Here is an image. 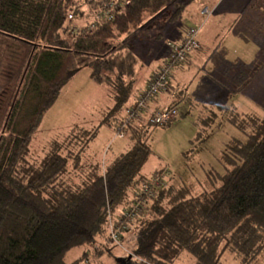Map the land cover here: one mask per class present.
I'll return each instance as SVG.
<instances>
[{"label":"trees","instance_id":"obj_1","mask_svg":"<svg viewBox=\"0 0 264 264\" xmlns=\"http://www.w3.org/2000/svg\"><path fill=\"white\" fill-rule=\"evenodd\" d=\"M83 2L0 0V264H173L183 252L195 264H220L225 250L251 264L264 250V115L230 109L229 122L245 138L225 143L223 172L207 170L197 191L164 181L120 235L130 244L125 256L113 254L108 219L152 177L142 173L151 152L147 118L122 126L130 147L102 165L82 161L58 137L39 160L30 158L44 112L80 68L106 86L110 112L125 106L138 68L131 39L162 15L179 17L184 5L129 0L102 25L68 35L67 14L79 17ZM184 92L175 88L169 104L180 115ZM107 116L102 122L117 131L124 114ZM78 246L81 256L65 261Z\"/></svg>","mask_w":264,"mask_h":264},{"label":"rangeland","instance_id":"obj_2","mask_svg":"<svg viewBox=\"0 0 264 264\" xmlns=\"http://www.w3.org/2000/svg\"><path fill=\"white\" fill-rule=\"evenodd\" d=\"M240 1L224 3L220 9L226 11L228 16L224 13L216 19L215 25L204 29L205 24L199 27V18L193 20L191 17L195 10L201 9L199 3L202 6L205 4L204 0H180L184 5L179 17L167 19V14L162 15L149 24L152 27L147 26L131 39L130 48L139 52L137 57L140 65L132 82V91L139 84L147 85L149 74L168 57L167 41L177 40L187 28H199L198 46L194 51L201 49L203 53L208 52L198 62H193V65L186 63L182 68L171 69L170 80L174 89L185 90L181 102L185 110L166 124L149 127L147 142L151 152L142 167V173L146 176L151 177L154 172H160L167 183L183 182L199 190L207 170L223 172L221 154L225 143L231 137L245 138L229 122L230 109L264 115V28H257L259 31L250 29L248 32L241 18L236 21L234 19L235 25H232L231 19L233 13L242 6L246 13L257 8L264 15V0ZM262 21L261 25L264 19ZM165 22L167 27L174 28L173 33L162 27ZM248 23L252 27L251 22ZM251 35L258 38L257 43H248L244 39L250 36L251 40ZM243 40L248 43V46L247 43L243 45L244 54L241 45ZM231 63L247 65V70L240 72L233 81L228 79L225 70L222 72L225 68L223 66L230 67ZM105 88L104 84L90 76L89 67L80 68L61 87L55 101L44 112L30 143V158L39 160L49 150L52 138L57 137L60 141L68 138L66 146L74 151L79 149L81 160L87 159L92 164L107 163L114 155L129 148L131 140L125 135H118L112 122L105 123L102 119L108 115L109 121H112L113 117L122 116L125 106L133 103V96L125 106L110 112L113 100ZM157 98L164 101L169 99L163 94H158ZM142 117L145 123L147 114ZM114 245L111 248L115 256H125L129 252L130 244L126 241L119 239ZM82 251L81 246L70 249L65 254V261L77 260ZM104 260L107 263L111 261L107 258ZM173 264L195 263L189 254L183 252ZM220 264L240 262L229 250H225ZM251 264H264V250Z\"/></svg>","mask_w":264,"mask_h":264},{"label":"built area","instance_id":"obj_3","mask_svg":"<svg viewBox=\"0 0 264 264\" xmlns=\"http://www.w3.org/2000/svg\"><path fill=\"white\" fill-rule=\"evenodd\" d=\"M82 12L78 17L74 13L67 14V20L70 21L67 34L74 36L79 30L91 31L92 29L102 25L105 19H111L114 13L121 11L129 2V0H83ZM203 14L209 11L205 7ZM196 27H189L184 34L177 40H168V57L159 65L151 74L147 85L139 91L133 103L127 105L124 109L123 124L117 125V134L123 135L122 126L130 121L141 120L143 114H147L146 123L148 125H163L172 121L178 115V107L166 105L160 108H151L149 103L156 99L158 94L174 95V86L171 82V69L173 67L181 68L188 60L198 46ZM164 184L162 174H156L151 177L149 182L142 184L131 201L116 216H109L108 234L112 241L117 242L122 233L133 224L146 210V199L154 196L155 189Z\"/></svg>","mask_w":264,"mask_h":264},{"label":"crops","instance_id":"obj_4","mask_svg":"<svg viewBox=\"0 0 264 264\" xmlns=\"http://www.w3.org/2000/svg\"><path fill=\"white\" fill-rule=\"evenodd\" d=\"M227 1L229 3V2L234 1V0H222L220 2H217L215 0H204V3L205 4H203V6L201 5V3H199L200 4V7H201L200 10L196 11L195 9H192V11H194V10L195 11L193 12V14H192L191 17L193 18V20L199 18L197 20V21L200 20L199 27L201 28L205 24L204 25L205 26L204 29H206L210 25H215L216 24V19L219 18V17H221L224 13H226V11L222 12V9H220V8ZM240 2H243V0H241ZM205 7L209 11V13L207 15L206 14H203L201 12ZM242 7L244 8V6H242ZM242 7L240 9H237L236 12L233 13V15L231 17V19H233L232 20V25L233 24L234 25L236 24L234 22V19L236 21L237 19H240L241 18L240 21L242 20L241 23H244L243 26H246V28L249 29L248 32L250 31V29L255 31V29H257V28H260V27H263L264 28V24L261 25L263 23L262 20L264 19V15H261L262 12L259 13L260 9L255 8V9H253V11H250L249 13H246L247 11L246 10L243 11L244 9H242ZM192 11H191V13H192ZM226 15L228 16L227 13H226ZM253 17H254V19H252ZM248 22H251L252 27L251 26L250 27L248 26L249 25ZM167 25H168L167 22H165L162 27L164 29L167 28V30L169 32L173 33L174 32V28L173 27H167ZM148 27H152V25H148ZM228 29H229V26H228ZM159 33H160V31L158 30L157 34H159ZM249 38H250V36L248 38H244V39L245 40L247 39L248 43H251L252 41L255 43L257 41V39H258L256 36L253 37V35H251V40ZM197 40H198V38H197ZM246 43L247 42L244 41V40H243V42L241 41V45L243 47L242 48L243 54H244V46H246L244 44H246ZM248 43H247V46H248ZM250 46H252V45H250ZM132 52L134 53V55L136 56L137 61H138L137 55L139 54V52H137V50H135V49H132ZM194 52L192 53V55L188 58V60L183 65H185L186 63H189V64H192L193 65V62H195V61L198 62L203 55L205 56V54L208 53L207 51L205 53H203L201 49H197L196 52L195 53ZM254 56H256V55H253V57ZM206 58L207 57H205V59ZM137 67H138L137 69H139V67H140L139 61H138ZM223 67H225V68L222 70V72L225 70L224 73H226V75L228 76V79L231 80V81H233L235 79V77L240 72H244V71L247 70V65H243V64L240 65L238 63H231V66L230 67L228 65H225ZM238 68H239V72H238ZM137 73H138V70H137ZM150 76H151V74H149L148 77L150 78ZM135 77H136V75H135ZM144 87H145L144 84H139V86L133 91V93H135L133 95V99H134L135 95L139 91H141ZM163 95H165L169 99H165V101H164V100H162V98H157L156 97V99L153 102L150 103L151 108H160V107H163V106H166V105H169L170 104V102L172 101V95H167V94H163Z\"/></svg>","mask_w":264,"mask_h":264}]
</instances>
